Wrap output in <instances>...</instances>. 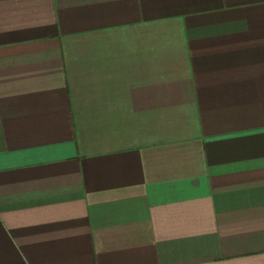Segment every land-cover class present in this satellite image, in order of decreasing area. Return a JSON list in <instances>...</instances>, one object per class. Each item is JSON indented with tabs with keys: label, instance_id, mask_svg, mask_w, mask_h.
Listing matches in <instances>:
<instances>
[{
	"label": "crops",
	"instance_id": "obj_1",
	"mask_svg": "<svg viewBox=\"0 0 264 264\" xmlns=\"http://www.w3.org/2000/svg\"><path fill=\"white\" fill-rule=\"evenodd\" d=\"M0 264H264V0H0Z\"/></svg>",
	"mask_w": 264,
	"mask_h": 264
}]
</instances>
